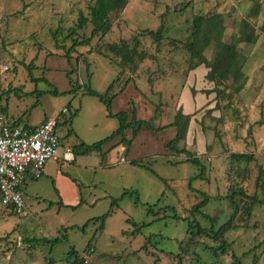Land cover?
Here are the masks:
<instances>
[{
  "label": "rangeland",
  "instance_id": "rangeland-1",
  "mask_svg": "<svg viewBox=\"0 0 264 264\" xmlns=\"http://www.w3.org/2000/svg\"><path fill=\"white\" fill-rule=\"evenodd\" d=\"M94 1L0 0V98L9 123L24 128L66 106L79 110L72 121L70 113L59 116V152L71 147L76 161L64 163L57 184L45 176L27 184L23 214L0 199V264H72V247L83 264H235L233 254L242 264H264V204L252 205L249 216L240 209L239 226L227 233L233 244L228 254L207 249L216 245L209 237L198 246L188 233L195 220L215 228L229 220L234 211L229 195L238 187L264 196L257 183L264 169V34L254 44L240 45L247 80L241 89L231 78V88L219 85L228 93L218 95L219 102L212 99L217 92L205 67L191 69L200 59L191 60L186 47L197 16L216 18L224 26L223 39L231 42L253 0H128L122 11L111 14L113 26L106 35L79 45L68 57L63 47L71 46L67 35L80 15L72 8L78 2L87 16ZM260 1V17L252 19L257 28L264 20ZM92 28L88 22L77 36H90ZM123 41L131 46L137 41L147 58L137 56L121 66L108 46ZM215 46L210 40L207 58ZM114 80L113 112L128 111L130 120H150L159 127L173 122L179 110L191 113L186 139L178 146L205 165L203 177L190 182L200 166L189 161L187 152L167 147L176 127H142L136 136L128 129L131 143L116 136L102 151L75 152L82 142H97L119 126L117 118L107 116L105 104L80 87L105 92ZM73 87L79 91L70 92ZM235 152L253 159L239 161L232 157ZM130 189L139 192L140 203L124 194ZM203 192L209 201L197 211ZM113 201L104 229L96 220L83 230ZM64 235L67 239L52 246L51 240Z\"/></svg>",
  "mask_w": 264,
  "mask_h": 264
},
{
  "label": "trees",
  "instance_id": "trees-1",
  "mask_svg": "<svg viewBox=\"0 0 264 264\" xmlns=\"http://www.w3.org/2000/svg\"><path fill=\"white\" fill-rule=\"evenodd\" d=\"M128 3V0H95L94 3L89 5V14L88 16L81 13L79 15L78 26L74 27L70 30L67 35V39L72 40V44L70 47H63L66 49V54L68 57L72 55L74 51H76L79 45H88L90 41L99 36L106 35L112 29V19L111 14L113 12L119 13L122 11ZM262 10V4L260 0H253V6L251 8L250 15L242 19L239 24L238 32L234 35L231 42H227L223 39L224 26L218 25V21L216 18H203L202 16H197V19L194 20L195 31L193 32V39L187 42L186 47L190 54L191 60H195L199 58L200 60L191 65V69H196L199 67H205L206 73L205 77L208 82L215 84V89L213 88L212 92H217V96L212 98L215 101L219 102L221 96L218 95H227L228 93L222 90L219 85H224L225 87H230L229 78L238 85V88H242L247 80V76L244 74V64L246 61V56L241 50L240 45L242 43L254 44L258 41L261 33L264 34V20L257 28V24L252 21V19L257 20L260 17V12ZM205 19V20H204ZM204 20V21H203ZM90 22L93 25L90 36H83L80 38L78 35L79 29H83L86 24ZM59 32H55V38ZM153 33V32H152ZM216 40L215 51L211 59L205 56V49L208 47L210 40ZM58 47L60 45L57 43ZM109 45V44H108ZM140 44L136 41L134 45L131 46L130 42L123 41L120 44H110L109 50L116 54L114 57L113 54L109 52H105V55L109 54V57L114 59H118L121 66H125L129 62H133L134 58L139 56L141 57V61L147 58L145 51L139 50L138 46ZM133 70L136 69V64H134ZM204 70V71H205ZM71 80V79H70ZM72 82V80L70 81ZM115 85V80L111 82V84L107 87L105 92H100L98 90L93 89L90 86H81L80 90H83V93H87L99 98L101 102L105 104L107 110V116L117 118L119 121V126L108 136L105 138L87 144L82 142L77 148H75V152L78 154H89L93 151H102L104 145L111 142L116 136H121L122 141H126L127 143H131V140L127 139L126 131L128 129L133 130V135H137L139 129L142 127H147L148 129L154 131H160L167 127H176L177 134L167 143V147L173 152H187L189 154V161L197 164L201 168V172L193 177L190 182L193 180L203 177L205 175V165L198 159L196 156L186 148H179V143L186 139L189 124L191 121V113H185L182 110L176 114V119L169 124L163 126H156L150 120L145 119H129L128 111H121L114 113L113 112V100L117 97L118 93L113 92V86ZM79 89L73 87L70 92H78ZM54 93H58V91H53ZM3 99L0 98V107L4 110L5 114L8 116V109L3 104ZM70 113L69 120L72 121L73 118L78 114V109H71V107L66 106ZM46 120V119H45ZM44 120V121H45ZM68 119L65 122L69 121ZM61 122L58 123V132L60 128ZM28 130L35 129L30 128L29 126L25 127ZM73 130H70V132ZM232 157L241 161V160H251L253 156L244 153V152H235L232 154ZM133 164L144 166L140 162L136 160L131 161ZM29 180L27 183L34 179L32 171L28 172ZM258 186L261 187L264 194V169L261 168L260 174L257 178ZM124 194H128L135 198L136 203L141 202V198L139 192L137 190H125ZM204 199L194 206L195 210L200 211V208L206 205L209 201V195L207 193H201ZM231 204L234 207V211L229 220L221 224L218 228H215V225L212 224L210 227L202 226L197 220L193 221L189 228V235L193 241V243L198 241L197 245L200 246L204 242H200L206 239L205 237H209L210 240L216 244L213 246L206 245L207 249H212V251L216 255L220 254H228L232 249L233 244L232 241L228 238V231L232 228H236L239 225L236 222V217L240 213V209L242 210V214L250 215L252 205L256 203L264 204V196L260 198L258 194H247L242 187H238L234 189L230 195ZM1 199V197H0ZM243 199H247V201L240 202ZM116 201H113L111 204V208L105 214L100 217L90 219L84 226L85 227L91 223L92 221H101L100 229H104L105 222L109 214L112 212L115 207ZM152 208L149 207V211ZM202 238V239H200ZM62 239H67V236L64 235L62 237H57L54 240H51L52 246L56 245ZM46 241H48L46 239ZM50 241V240H49ZM91 242L88 243V248L90 247ZM182 245H184L182 243ZM188 245V243H187ZM188 247V246H187ZM182 248V247H181ZM185 250V248L183 249ZM187 250V249H186ZM185 250V251H186ZM184 251V252H185ZM69 255L72 258V264H83V257L81 253L75 248L69 251ZM236 260L235 264H242L240 259L233 254L232 255Z\"/></svg>",
  "mask_w": 264,
  "mask_h": 264
},
{
  "label": "built area",
  "instance_id": "built-area-1",
  "mask_svg": "<svg viewBox=\"0 0 264 264\" xmlns=\"http://www.w3.org/2000/svg\"><path fill=\"white\" fill-rule=\"evenodd\" d=\"M4 19L0 16V26ZM6 66L4 69H8ZM69 109L47 118L35 129L28 130L10 124L4 110L0 107V197L4 205L17 214L26 209L25 186L29 171L35 178L43 174L49 160L60 158V137L58 134L59 116ZM71 147L63 154L66 161L74 160ZM124 160V159H123Z\"/></svg>",
  "mask_w": 264,
  "mask_h": 264
},
{
  "label": "crops",
  "instance_id": "crops-1",
  "mask_svg": "<svg viewBox=\"0 0 264 264\" xmlns=\"http://www.w3.org/2000/svg\"><path fill=\"white\" fill-rule=\"evenodd\" d=\"M90 5V4H89ZM74 8H76L77 9V12L79 13V14H81V13H83L84 15H85V13H84V11H82L83 9L80 7V5L78 4V2L76 3V5L72 8V9H74ZM89 13V12H88ZM87 16H88V14H87ZM204 72V71H203ZM206 72V71H205ZM185 113H190V112H185ZM54 116V115H53ZM49 117H52V114L51 115H48V116H46L43 120H41L38 124H36V125H29V127L30 128H36L39 124H41L45 119H47V118H49ZM177 131V130H176ZM176 134H177V132H176ZM66 148H67V146L64 148V151H63V153L62 154H60V152H59V154H60V158H58V159H52V160H49L48 162H47V164H46V166H45V168H44V171H43V174L40 176V177H38V178H41V177H47V178H53V182L54 183H56V178L60 175V169H62V167H63V165H64V163L65 162H69V161H66V160H64V158H63V154H64V152L66 151ZM134 147H132L131 149H133ZM130 149V150H131ZM134 150V149H133ZM134 152H135V154H137L138 152H137V150H134ZM131 158H133V156L131 157ZM72 161H76V159H75V156H74V160H72ZM38 178H34V179H38ZM34 179H32V180H30L27 184H30V182L31 181H33ZM26 184V185H27ZM57 184V183H56ZM27 190H28V188H27V186H25V190H24V192H25V197H26V193H27ZM58 190H59V188H58ZM60 191V190H59ZM60 193H61V191H60Z\"/></svg>",
  "mask_w": 264,
  "mask_h": 264
}]
</instances>
